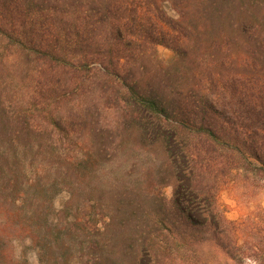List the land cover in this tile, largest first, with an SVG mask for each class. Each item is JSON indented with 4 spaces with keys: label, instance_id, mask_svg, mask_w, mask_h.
<instances>
[{
    "label": "trees",
    "instance_id": "1",
    "mask_svg": "<svg viewBox=\"0 0 264 264\" xmlns=\"http://www.w3.org/2000/svg\"><path fill=\"white\" fill-rule=\"evenodd\" d=\"M240 174L264 180V0H0V264H158L163 234L264 264L218 204Z\"/></svg>",
    "mask_w": 264,
    "mask_h": 264
},
{
    "label": "rangeland",
    "instance_id": "2",
    "mask_svg": "<svg viewBox=\"0 0 264 264\" xmlns=\"http://www.w3.org/2000/svg\"><path fill=\"white\" fill-rule=\"evenodd\" d=\"M170 13H172L169 10ZM157 61L166 64L171 60L173 53L162 46L156 48ZM141 155L134 163L142 164ZM142 160V161H141ZM170 200L172 187L170 185L158 187L155 193ZM218 204L228 220L241 224L242 239L257 236L264 239V180L253 175L240 174L234 178H227L218 193ZM165 234L160 239H167L164 250L160 252L158 264H239L226 257L215 245L211 243H192L190 245L171 244V238ZM242 240V241H243ZM244 264H255L253 260H246Z\"/></svg>",
    "mask_w": 264,
    "mask_h": 264
}]
</instances>
